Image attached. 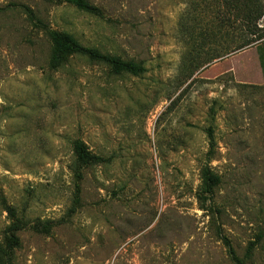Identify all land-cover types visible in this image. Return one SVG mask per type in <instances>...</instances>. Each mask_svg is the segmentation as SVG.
<instances>
[{
	"label": "rangeland",
	"instance_id": "obj_1",
	"mask_svg": "<svg viewBox=\"0 0 264 264\" xmlns=\"http://www.w3.org/2000/svg\"><path fill=\"white\" fill-rule=\"evenodd\" d=\"M86 1L0 0V264H264V38L237 50L242 0ZM53 33L141 71L59 61Z\"/></svg>",
	"mask_w": 264,
	"mask_h": 264
},
{
	"label": "trees",
	"instance_id": "obj_2",
	"mask_svg": "<svg viewBox=\"0 0 264 264\" xmlns=\"http://www.w3.org/2000/svg\"><path fill=\"white\" fill-rule=\"evenodd\" d=\"M78 7L82 9H91L86 0H69ZM240 13V27H241V42L237 46V50H242L251 44L264 38V25L259 26V20L264 17V6L261 0H242V6L239 11ZM54 56L59 61L65 60L67 56L73 54H81L86 56L88 59L95 62L104 63L110 66L112 70L116 73L127 72L133 75L139 74L141 71L132 60H123L118 56H110L100 53L97 49L87 48L81 46L72 36L63 33H53L51 36ZM220 55L214 56V58ZM211 139V134H209ZM76 152L80 159L88 160L94 157L89 156V154L84 149L80 142L75 144ZM212 177L209 174H204V183L209 184L212 181ZM208 186V187H209ZM15 239V238H14ZM16 241V239H15ZM229 253L235 257V252L233 249L229 248ZM238 264H242L239 260Z\"/></svg>",
	"mask_w": 264,
	"mask_h": 264
}]
</instances>
